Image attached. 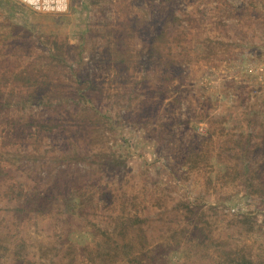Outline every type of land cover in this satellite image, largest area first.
Returning a JSON list of instances; mask_svg holds the SVG:
<instances>
[{
	"label": "rangeland",
	"instance_id": "rangeland-1",
	"mask_svg": "<svg viewBox=\"0 0 264 264\" xmlns=\"http://www.w3.org/2000/svg\"><path fill=\"white\" fill-rule=\"evenodd\" d=\"M0 264H264V0H0Z\"/></svg>",
	"mask_w": 264,
	"mask_h": 264
},
{
	"label": "built area",
	"instance_id": "built-area-1",
	"mask_svg": "<svg viewBox=\"0 0 264 264\" xmlns=\"http://www.w3.org/2000/svg\"><path fill=\"white\" fill-rule=\"evenodd\" d=\"M39 11H64L68 0H20Z\"/></svg>",
	"mask_w": 264,
	"mask_h": 264
}]
</instances>
